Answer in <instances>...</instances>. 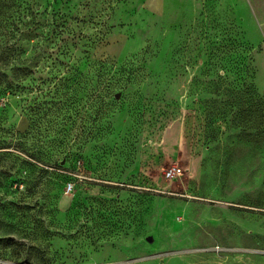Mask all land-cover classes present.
<instances>
[{
	"label": "rangeland",
	"instance_id": "374dc122",
	"mask_svg": "<svg viewBox=\"0 0 264 264\" xmlns=\"http://www.w3.org/2000/svg\"><path fill=\"white\" fill-rule=\"evenodd\" d=\"M153 1L14 0L51 165L0 169V264H264V0Z\"/></svg>",
	"mask_w": 264,
	"mask_h": 264
},
{
	"label": "trees",
	"instance_id": "16d2710c",
	"mask_svg": "<svg viewBox=\"0 0 264 264\" xmlns=\"http://www.w3.org/2000/svg\"><path fill=\"white\" fill-rule=\"evenodd\" d=\"M14 3V0H0V169L5 173L30 165V162L21 157L19 153L25 154L27 158L36 159L45 166L51 165L48 153L43 148L38 150L36 143L32 142V131L35 124L30 115V107L27 108L30 128L22 135L7 127L3 115L8 107L6 100L19 95L29 96L31 91L30 78L36 72L39 64L44 63L45 55L49 52L48 48H42L38 52L35 50L34 53L33 48L36 44L34 45L33 40L37 37L35 36L36 31L43 32L40 28L42 27L41 24L37 23L35 27H31L21 34L18 32L15 23L17 9L14 10ZM43 14L39 10L33 12L36 19ZM45 37H48V34ZM23 41H25L24 45L22 44ZM45 42H47V38L42 41L43 44ZM33 53L37 61L32 64ZM99 70V78L103 85L102 93L107 91L109 93L115 86L116 74L107 78L105 77L107 70L103 66ZM3 104L5 105L3 106ZM259 104L264 105V100H261ZM58 144L63 145V142ZM59 153H63V148H60L57 154Z\"/></svg>",
	"mask_w": 264,
	"mask_h": 264
},
{
	"label": "built area",
	"instance_id": "2783aa9c",
	"mask_svg": "<svg viewBox=\"0 0 264 264\" xmlns=\"http://www.w3.org/2000/svg\"><path fill=\"white\" fill-rule=\"evenodd\" d=\"M185 174V170L178 164L172 165L164 171V177L168 181H175L182 178Z\"/></svg>",
	"mask_w": 264,
	"mask_h": 264
},
{
	"label": "crops",
	"instance_id": "0c3cea01",
	"mask_svg": "<svg viewBox=\"0 0 264 264\" xmlns=\"http://www.w3.org/2000/svg\"><path fill=\"white\" fill-rule=\"evenodd\" d=\"M153 1V0H152ZM155 2V3H154ZM152 5V4H151ZM153 8L154 9H160V8H163V1L160 0V2L158 3V0L157 1H153Z\"/></svg>",
	"mask_w": 264,
	"mask_h": 264
}]
</instances>
